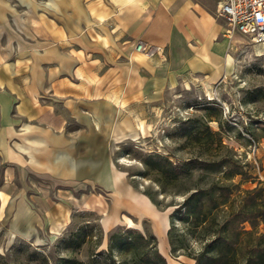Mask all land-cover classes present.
I'll return each mask as SVG.
<instances>
[{
  "label": "crops",
  "instance_id": "1",
  "mask_svg": "<svg viewBox=\"0 0 264 264\" xmlns=\"http://www.w3.org/2000/svg\"><path fill=\"white\" fill-rule=\"evenodd\" d=\"M217 1L0 0V213L13 236L58 234L99 188L115 204L135 194L114 150L150 129L169 92L233 69L244 37L227 36Z\"/></svg>",
  "mask_w": 264,
  "mask_h": 264
},
{
  "label": "rangeland",
  "instance_id": "2",
  "mask_svg": "<svg viewBox=\"0 0 264 264\" xmlns=\"http://www.w3.org/2000/svg\"><path fill=\"white\" fill-rule=\"evenodd\" d=\"M237 40L240 47L225 78L210 87L172 90L164 102L147 110L150 129L114 150L116 166L134 189L129 200L115 204L112 193L99 188L93 210L73 208L69 224L41 240L13 236L11 213L2 212L0 264H90V259H103L109 252L127 264L138 258V264H193L186 253L202 247L205 231L186 218L184 199L219 181L230 185L228 204L237 209L239 187H264V47ZM231 166L242 172L225 179L224 170ZM201 201V213H207L208 196ZM224 215L219 210L215 221ZM138 232L155 237L144 245L136 240ZM122 233L134 238L130 248L114 243L112 235ZM146 250H157L164 259L150 254L145 262L141 252Z\"/></svg>",
  "mask_w": 264,
  "mask_h": 264
},
{
  "label": "trees",
  "instance_id": "3",
  "mask_svg": "<svg viewBox=\"0 0 264 264\" xmlns=\"http://www.w3.org/2000/svg\"><path fill=\"white\" fill-rule=\"evenodd\" d=\"M241 172V169L233 166L227 167L224 170L225 179ZM216 191H218L217 194ZM230 192L229 184L213 181L205 188L199 187L192 191L184 199L186 218H192L193 226L205 231V241L202 247L192 254L186 253L194 258L193 264H264V232L259 231L260 223L264 222V187L260 185L252 188L239 187L237 196L240 203L237 209H232L228 204L231 202ZM204 195L208 196L211 203L208 214L201 213L204 206L201 200ZM219 210L225 215L223 219L215 221ZM246 224L249 228H246ZM112 237L114 243L129 245V248L134 243V238L132 239L127 233L113 234ZM153 237H155L153 233L138 232L136 240L145 245L147 240ZM171 243L172 239L169 238V244ZM109 253L103 259H90V264H127L126 260L115 259L111 252ZM150 254L164 259L157 250L151 253L149 250L142 251L141 259L147 262ZM139 260L140 258L135 259L133 263L138 264ZM78 264H83V262Z\"/></svg>",
  "mask_w": 264,
  "mask_h": 264
},
{
  "label": "built area",
  "instance_id": "4",
  "mask_svg": "<svg viewBox=\"0 0 264 264\" xmlns=\"http://www.w3.org/2000/svg\"><path fill=\"white\" fill-rule=\"evenodd\" d=\"M216 15L226 22V34H239L247 41L264 45V0H218ZM136 51L153 53L141 40L133 41Z\"/></svg>",
  "mask_w": 264,
  "mask_h": 264
},
{
  "label": "bare ground",
  "instance_id": "5",
  "mask_svg": "<svg viewBox=\"0 0 264 264\" xmlns=\"http://www.w3.org/2000/svg\"><path fill=\"white\" fill-rule=\"evenodd\" d=\"M245 39V38H244ZM246 40V39H245ZM228 61H229V63L231 64V61H232V59L231 58H228Z\"/></svg>",
  "mask_w": 264,
  "mask_h": 264
}]
</instances>
